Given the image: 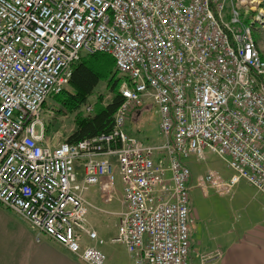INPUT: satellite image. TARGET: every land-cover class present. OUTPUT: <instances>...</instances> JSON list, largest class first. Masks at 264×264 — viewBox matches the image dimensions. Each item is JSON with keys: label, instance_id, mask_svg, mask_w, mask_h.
<instances>
[{"label": "built area", "instance_id": "2783aa9c", "mask_svg": "<svg viewBox=\"0 0 264 264\" xmlns=\"http://www.w3.org/2000/svg\"><path fill=\"white\" fill-rule=\"evenodd\" d=\"M255 0H0V204L84 264H103L83 236L96 187L102 204L122 181L117 235L132 264H191L192 191L229 195L241 180L264 196V61L236 6ZM228 20V21H227ZM110 56L128 77L112 129L52 146L42 105L69 84L81 53ZM150 99L162 142L124 128ZM207 154L222 161L194 174ZM219 250L199 264L221 259Z\"/></svg>", "mask_w": 264, "mask_h": 264}, {"label": "rangeland", "instance_id": "374dc122", "mask_svg": "<svg viewBox=\"0 0 264 264\" xmlns=\"http://www.w3.org/2000/svg\"><path fill=\"white\" fill-rule=\"evenodd\" d=\"M235 9L240 16V22L248 28L251 27V36L256 41L258 52L264 60V0H255V6L252 8L244 4L239 7L236 6ZM98 94L103 95L105 101L109 99V94L105 91L103 82L99 83L96 87L95 94L89 98L90 105L95 102ZM60 100V98H48L45 103V108L40 115L44 126L49 127L48 134H45V137L51 145L62 143L74 128L73 114H67L61 110L57 112L52 111L57 109ZM85 111L89 113L91 107H87ZM139 111V115L135 112L127 123V131H129L131 136L144 144H161L162 137L158 129L159 115L157 106L150 99H144ZM206 157L207 159L204 163H199V166L192 167L193 173H204L207 169H210L218 172L223 178L228 179L229 172L222 161L213 154L206 153ZM114 185L116 188V197L113 200V205L105 206L102 204L103 206L101 205L100 208L104 211L113 212L119 209L118 198H121L123 185L120 176L117 174L115 175ZM205 192L206 194L204 195L200 189H194L191 193V218L194 232L191 256L196 262L199 254L201 255V253L207 250H214L219 246H225L232 239L240 237L238 233H234V229H237L239 226L236 217L241 210L247 209L248 215L255 212L252 208H248L250 204L246 206L243 198L242 200L239 198L236 205H232L230 200L234 196H246L250 198L255 194L259 195L244 180H241L232 192L226 196H218L214 191ZM95 195L94 192V200L100 201ZM89 212L96 213L91 210ZM100 215H105L103 217L107 218L108 214L100 213Z\"/></svg>", "mask_w": 264, "mask_h": 264}, {"label": "crops", "instance_id": "0c3cea01", "mask_svg": "<svg viewBox=\"0 0 264 264\" xmlns=\"http://www.w3.org/2000/svg\"><path fill=\"white\" fill-rule=\"evenodd\" d=\"M139 113L140 111L137 115ZM94 192L99 199L95 187L91 188L85 197L91 204L100 208L102 203L94 200ZM239 198L245 200L246 206L250 204L248 208H252L255 212L248 215V210L243 209L237 215L236 220L239 226L234 229V233H238L239 238L232 239L225 246L201 253L203 255L219 250L222 254L221 259L212 264H264V196L260 194H255L250 198L234 196L230 200L231 204L236 205ZM111 205L113 202L105 206ZM119 211L120 204L117 211H107L109 212L107 218L96 211V213L88 212L87 215V227L96 232L98 238L103 240V244H97L83 236L81 248L90 246L99 250L105 256L103 264H132V258L126 252L125 247L111 241L117 235L119 222L117 213ZM193 236L192 228L190 263L199 264L201 255H198V263L191 256ZM0 264L84 263L55 241L43 235L38 240L36 232L32 231L24 220L0 204Z\"/></svg>", "mask_w": 264, "mask_h": 264}, {"label": "trees", "instance_id": "16d2710c", "mask_svg": "<svg viewBox=\"0 0 264 264\" xmlns=\"http://www.w3.org/2000/svg\"><path fill=\"white\" fill-rule=\"evenodd\" d=\"M256 43V42H255ZM103 82L109 99L105 101L103 95L98 94L95 102L90 105L89 98L95 92L96 87ZM128 82V77L119 74L115 69L113 59L102 53H82L71 66V76L68 87L58 95L49 98H60L57 112L73 114L74 128L64 142L77 144L83 140L107 134L111 131L114 115L123 102L119 92L122 83ZM91 107L86 113L85 109ZM45 103L42 106V112ZM49 127H45L48 134Z\"/></svg>", "mask_w": 264, "mask_h": 264}, {"label": "bare ground", "instance_id": "6f19581e", "mask_svg": "<svg viewBox=\"0 0 264 264\" xmlns=\"http://www.w3.org/2000/svg\"><path fill=\"white\" fill-rule=\"evenodd\" d=\"M113 123H114V121H113Z\"/></svg>", "mask_w": 264, "mask_h": 264}]
</instances>
